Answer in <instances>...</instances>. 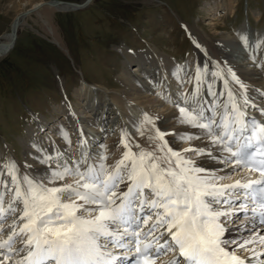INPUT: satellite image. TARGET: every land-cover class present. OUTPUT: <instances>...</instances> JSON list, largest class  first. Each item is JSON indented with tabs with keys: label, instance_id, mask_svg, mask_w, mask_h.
Returning <instances> with one entry per match:
<instances>
[{
	"label": "snow or ice",
	"instance_id": "obj_1",
	"mask_svg": "<svg viewBox=\"0 0 264 264\" xmlns=\"http://www.w3.org/2000/svg\"><path fill=\"white\" fill-rule=\"evenodd\" d=\"M228 77L244 88L231 69L197 67L192 91L166 101L180 125L196 130L179 136L189 145L179 151L156 127L158 117L145 113L136 131L149 133V147L124 131L113 164L106 152L84 151L71 164L57 153L42 161L55 167L38 179L14 162L0 164V264H157L162 257H169L163 264H264L256 228L264 226V122L249 115L254 105ZM188 153L223 168L197 166ZM239 213L244 224L229 238Z\"/></svg>",
	"mask_w": 264,
	"mask_h": 264
},
{
	"label": "rangeland",
	"instance_id": "obj_2",
	"mask_svg": "<svg viewBox=\"0 0 264 264\" xmlns=\"http://www.w3.org/2000/svg\"><path fill=\"white\" fill-rule=\"evenodd\" d=\"M19 1L26 2L0 0V35L9 30L20 11ZM37 1L29 0L24 8ZM56 1L80 4L83 0ZM228 1L94 0L82 11L54 13L49 21L69 55L45 37L47 28L38 16L31 14L27 23L34 32L20 30L13 50L0 58V164L11 161L20 167L25 156L21 140L27 137V129L35 126L36 118L54 124L55 108L63 102L68 104L65 93L75 103L74 90L82 85L81 77L99 88L116 89L123 60L118 47L126 53L157 51L187 66L193 54L191 32L213 37L209 29L217 24L220 34L236 37L237 31L244 28L255 35V40L250 38L249 48L242 47L245 53L253 50L264 32V0H230L233 13L226 10ZM207 4L220 6L213 19L206 13ZM110 138L114 137L102 135L98 141L109 146L106 140ZM71 155L81 158L80 151ZM64 161L67 159L61 163Z\"/></svg>",
	"mask_w": 264,
	"mask_h": 264
},
{
	"label": "bare ground",
	"instance_id": "obj_3",
	"mask_svg": "<svg viewBox=\"0 0 264 264\" xmlns=\"http://www.w3.org/2000/svg\"><path fill=\"white\" fill-rule=\"evenodd\" d=\"M27 3H29V0H26V2L19 1L20 11L12 20L9 30L0 35V58L7 56L13 50L20 30L27 28L34 32L33 27L27 23L31 14L38 16L47 28L46 33H44L45 37L66 55H69L64 42L51 25L49 18L54 13H71L76 12V10L52 0H39L32 4L30 8L25 9ZM228 4L226 10L233 13V2L229 0ZM205 8L208 17L213 19L217 15L220 6L207 4ZM247 26L249 27V23H247ZM209 32L213 37L208 34L202 36L195 31L191 32L193 54L189 57L187 66L179 63L175 58H168L157 51L142 50L135 53H126L122 47H118L123 60L120 61L121 68L116 78V89L99 88L98 85L90 84L84 77H81L82 85L75 87L74 90L75 103L72 104L64 92L68 104L63 102L58 108H55L54 112L57 113V118L54 124L49 125L45 121L36 118L35 126L33 125L30 129H27V137L21 140L25 156L24 161L21 163L22 166L18 167L19 172L37 179L46 175L49 168H54V166L50 162L46 164L42 161L48 156L56 158L55 155L58 151L64 154L61 160L67 159L68 162L69 160H80L79 157L76 158V156L71 155L74 151H80L81 153L87 151L93 157L98 153L106 152L109 157L107 163L113 164L120 159L124 151L120 144L121 134L124 131H127L131 141L148 148L146 136L149 133L146 132L145 137H141L136 131L145 113L152 117H158L156 127L161 131L170 133L165 137L170 147L177 151L188 147V144L179 141V136L196 130L180 125L176 119L178 116L177 109L172 103L166 101L177 99L180 91L188 93L192 91L193 84L189 82V78L195 75L197 67L204 68L206 66L210 74L216 71L218 66L219 69L224 71L225 75L227 70L231 69L244 85V88L241 89L239 85L235 84L231 77H228L229 86L238 96L243 93L250 104L254 105V107H247L249 115H255L264 122V116L260 114V109H264V32L261 34L258 44L254 45L255 48L253 50H251L252 48L249 49L246 53L242 50V47H246L248 43H251V39L254 38L255 40L256 37L244 28L237 31L236 37L227 33L225 35L220 34L217 24H212ZM14 35L16 36L15 41H13ZM242 38H246L247 43ZM177 69H183L178 73L179 77L184 78L183 84H181L178 76L174 75ZM208 79H212V77L209 75ZM184 84H186V87H184ZM215 86L217 91L223 90L222 81L217 80ZM145 127L150 129L151 126ZM63 133L67 134L70 143L64 139ZM102 135L114 137L106 140V142L109 141V146L98 141V138ZM81 141L84 142L83 146ZM192 143L193 146L199 147H204L207 144L206 141L203 144L199 141ZM7 148L9 149L7 151L11 154L10 147ZM133 150L136 151L135 148ZM186 155L192 156L191 153ZM192 158L196 161L197 166L208 170L223 168L222 165L206 157L192 156ZM17 163L19 165L18 161ZM226 171L230 172L231 169ZM219 174L223 175L224 172L220 171ZM71 182L72 180L69 177L58 183ZM237 215L240 218H233L236 223L230 225L229 238L237 236L235 229L244 224L243 213ZM256 228L261 231V234H264L263 226H257ZM226 235L229 234L226 233ZM244 235H247L246 231ZM168 259L169 257H165L160 264ZM261 259L264 260V256Z\"/></svg>",
	"mask_w": 264,
	"mask_h": 264
},
{
	"label": "water",
	"instance_id": "obj_4",
	"mask_svg": "<svg viewBox=\"0 0 264 264\" xmlns=\"http://www.w3.org/2000/svg\"><path fill=\"white\" fill-rule=\"evenodd\" d=\"M91 1L92 0H85L83 3H81V4L78 5L76 3H71V2L62 3L61 1L53 0V2H58L59 4L68 6L71 9L76 10V11H78V10L80 11V10L86 8L90 4ZM15 39H16V36L14 35L13 41H15Z\"/></svg>",
	"mask_w": 264,
	"mask_h": 264
}]
</instances>
